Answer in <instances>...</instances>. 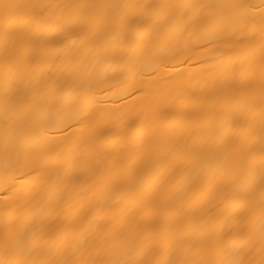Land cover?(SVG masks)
<instances>
[{"label": "bare ground", "instance_id": "bare-ground-1", "mask_svg": "<svg viewBox=\"0 0 264 264\" xmlns=\"http://www.w3.org/2000/svg\"><path fill=\"white\" fill-rule=\"evenodd\" d=\"M0 264H264V0H0Z\"/></svg>", "mask_w": 264, "mask_h": 264}]
</instances>
